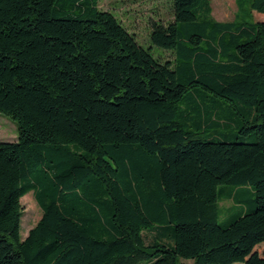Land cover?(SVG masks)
Returning <instances> with one entry per match:
<instances>
[{
  "label": "trees",
  "instance_id": "obj_1",
  "mask_svg": "<svg viewBox=\"0 0 264 264\" xmlns=\"http://www.w3.org/2000/svg\"><path fill=\"white\" fill-rule=\"evenodd\" d=\"M172 6L157 60L98 0H0V264H264V21Z\"/></svg>",
  "mask_w": 264,
  "mask_h": 264
},
{
  "label": "rangeland",
  "instance_id": "obj_2",
  "mask_svg": "<svg viewBox=\"0 0 264 264\" xmlns=\"http://www.w3.org/2000/svg\"><path fill=\"white\" fill-rule=\"evenodd\" d=\"M250 0H209L212 9V17L219 21L232 20L236 14L240 19L247 21H264V12L249 10ZM98 8L111 12L117 20L133 34L135 41L144 49L149 50L153 58L166 60L173 57L168 49L156 46L151 42L152 21L166 23L172 20V0H98ZM17 139L16 122L8 115L0 112V141H15ZM240 194L245 201L234 202L232 199L221 198L217 222L220 225L227 224L231 218L244 210L247 199L252 195L246 190ZM22 215L20 218V236L24 238L35 222L39 219L41 211L36 204L32 192H27L20 199ZM149 238V233L146 234ZM191 264V260H186ZM230 264H242L233 262Z\"/></svg>",
  "mask_w": 264,
  "mask_h": 264
}]
</instances>
